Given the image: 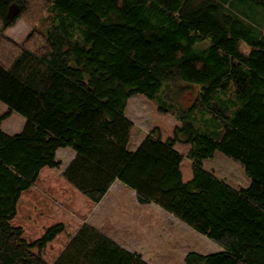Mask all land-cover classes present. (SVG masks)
I'll return each mask as SVG.
<instances>
[{
    "label": "trees",
    "instance_id": "1",
    "mask_svg": "<svg viewBox=\"0 0 264 264\" xmlns=\"http://www.w3.org/2000/svg\"><path fill=\"white\" fill-rule=\"evenodd\" d=\"M264 0H0V264H149L86 219L119 179L216 242L185 264H264V35L239 17ZM12 3L19 14L8 17ZM58 20L20 46L4 32L20 17ZM246 43L249 51L241 48ZM194 88L182 127L152 129L135 150L129 98ZM227 95L228 98H224ZM163 106L166 104L162 103ZM163 111H169L162 107ZM16 111L23 129L6 132ZM210 114L220 136L191 115ZM189 145L193 176L183 179ZM74 157L61 176L57 151ZM217 151L238 164L234 187L204 166Z\"/></svg>",
    "mask_w": 264,
    "mask_h": 264
},
{
    "label": "rangeland",
    "instance_id": "2",
    "mask_svg": "<svg viewBox=\"0 0 264 264\" xmlns=\"http://www.w3.org/2000/svg\"><path fill=\"white\" fill-rule=\"evenodd\" d=\"M247 3L239 11L241 13L239 17L253 29L256 36L260 34L263 36L264 7L250 1ZM57 20L58 17L53 10L44 13L36 25L20 17L4 32V36L21 46L31 33L47 32ZM241 48L249 51L244 42ZM193 96L194 88L180 82H175L169 96H164L163 93L154 99L141 94L131 96L126 108L127 116L134 123L129 149L135 150L154 128H158L162 139L173 137L176 127H182L185 120L190 119L186 114L182 117L181 115L185 108L190 106ZM224 98L227 99L228 96L225 95ZM162 107L168 108L169 111H163ZM7 111V105L0 101V116ZM191 117L190 121L199 130H206L214 136L221 135L222 124L210 114L195 113ZM25 121L23 115L13 111L2 120V127L6 132L15 134L23 129ZM176 146L184 155L181 170L183 179L188 181L193 176L192 161L187 156L189 145L177 143ZM72 152L69 147L58 152L60 166L53 171L56 175L63 174L73 159ZM204 166L234 187L247 186L250 182L243 169L220 151H217L213 158L204 161ZM127 189L121 185L114 186L110 194L101 199L80 223L95 225L121 246L140 253L149 264H185L184 258L188 252L209 254L220 250V245L216 242L158 205L140 204L136 195Z\"/></svg>",
    "mask_w": 264,
    "mask_h": 264
},
{
    "label": "crops",
    "instance_id": "3",
    "mask_svg": "<svg viewBox=\"0 0 264 264\" xmlns=\"http://www.w3.org/2000/svg\"><path fill=\"white\" fill-rule=\"evenodd\" d=\"M127 115V114H126ZM133 121V120H132ZM60 150H65V148H62V149H59L58 151H57V159H58V152L60 151ZM73 153V157H74V152H72ZM59 160V159H58ZM118 185H121V186H123V187H125V188H128L127 190H130V191H132L135 195H136V191L135 190H133V189H131L130 187H128L127 185H125L123 182H121L119 179H116L114 182H113V184L111 185V187L109 188V190L107 191V193L105 194V196L102 198V199H104L106 196H108L109 194H110V192H111V190H112V188L114 187V186H118ZM160 207V206H159ZM95 226V225H94ZM98 228V227H97ZM101 230V229H100ZM102 231V230H101ZM103 232V231H102ZM105 233V232H104ZM106 234V233H105ZM111 237V236H110ZM223 249H222V247H220V250L219 251H222ZM219 251H217V252H219ZM214 253V252H213Z\"/></svg>",
    "mask_w": 264,
    "mask_h": 264
},
{
    "label": "water",
    "instance_id": "4",
    "mask_svg": "<svg viewBox=\"0 0 264 264\" xmlns=\"http://www.w3.org/2000/svg\"><path fill=\"white\" fill-rule=\"evenodd\" d=\"M20 12V7L17 3H12L9 7V10H8V17L10 18H14L16 17Z\"/></svg>",
    "mask_w": 264,
    "mask_h": 264
}]
</instances>
